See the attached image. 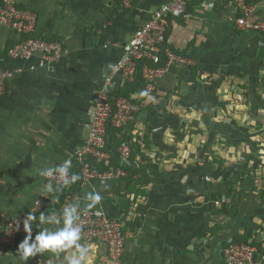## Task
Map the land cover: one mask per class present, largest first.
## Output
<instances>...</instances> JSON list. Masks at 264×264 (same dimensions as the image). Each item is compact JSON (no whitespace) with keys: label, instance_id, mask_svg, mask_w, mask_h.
<instances>
[{"label":"crops","instance_id":"crops-1","mask_svg":"<svg viewBox=\"0 0 264 264\" xmlns=\"http://www.w3.org/2000/svg\"><path fill=\"white\" fill-rule=\"evenodd\" d=\"M12 1L35 14L34 37L63 43V56L50 67L42 65L39 56L8 59L7 50L20 37L0 26V67L18 71L9 81L11 95L0 102V238L8 221L27 216L34 201L45 196L39 191L45 178L37 170L63 163L86 140L98 84L121 59L122 45L151 11L172 0H137L128 11H121L112 0ZM255 3L258 15H264V0ZM233 4V0H190L187 17L172 20L167 47L192 64L173 63L147 104L165 98L194 103L200 98L196 93L203 71L218 64L220 56H228L230 43L246 39L233 25ZM251 50L249 41L245 56ZM113 82L114 90L124 85L120 77ZM143 118L139 115L124 136L139 140ZM168 133L167 123L154 122L148 134L150 146L146 141L143 146L135 144L122 169L124 176L83 186L55 213L76 201L80 209H90L85 195L97 190L102 200L95 208L122 223L123 264H224L223 247L233 239L234 229L205 203L198 215L203 220L188 222L187 179L171 173L183 159L173 157ZM43 227L38 223L33 238ZM80 243L93 246V264L106 263L103 242ZM261 248L264 261V243ZM17 252L0 250V264H66L67 253H43L24 261Z\"/></svg>","mask_w":264,"mask_h":264},{"label":"rangeland","instance_id":"rangeland-1","mask_svg":"<svg viewBox=\"0 0 264 264\" xmlns=\"http://www.w3.org/2000/svg\"><path fill=\"white\" fill-rule=\"evenodd\" d=\"M239 34L246 39L230 43L228 56H220L218 64L203 71L196 102L137 100L139 111L128 124L142 114V134L137 141L124 134L122 138L129 142L130 156L135 144L143 146L146 141L150 146L148 134L154 122L167 123L166 142L173 147V157L183 159L171 173L187 179L188 222L203 220L198 215L205 203L204 207L218 211L233 227L232 240L252 243L260 259L264 243V36ZM249 41L251 54L245 56Z\"/></svg>","mask_w":264,"mask_h":264},{"label":"built area","instance_id":"built-area-1","mask_svg":"<svg viewBox=\"0 0 264 264\" xmlns=\"http://www.w3.org/2000/svg\"><path fill=\"white\" fill-rule=\"evenodd\" d=\"M121 11L133 9L137 0H112ZM190 0H172L151 11L145 21L133 32L122 45V57L101 79L97 87L93 113L88 125V136L83 144L65 161H69L70 175L72 163L79 165L81 186L91 185L96 180L108 181L124 176L122 171L129 163V142L122 141L118 154L120 167L102 173L92 171L90 160L96 164H104L110 160L106 148L107 125L121 129L134 120L139 111L142 96L150 97L156 90L158 80L163 77L173 63L185 65L191 61L173 53L166 44L167 31L175 18L187 17V6ZM233 25L240 32H254L264 36V15H258L257 5L252 0H233ZM0 26L12 30L19 35V40L7 50V58L27 61L39 56L42 65L52 66L63 56V43L60 40H45L34 37L36 16L34 13L17 7L12 0H0ZM140 66V77L143 89L130 98L115 99L114 110L110 102V94L114 92V79L120 77L124 83H132ZM17 70L0 67V102L11 95L9 81ZM59 187L63 181L58 176L45 178V184ZM67 197L63 202L67 201ZM49 204V193L33 203L31 211L37 214L42 207ZM63 204V203H62ZM61 204V205H62ZM21 216L7 222L0 245L13 246L18 235L24 233ZM81 241H101L106 245L105 264H123L125 252V235L119 219L107 216L99 208L80 209ZM224 264H264L257 257V248L250 242L230 240L223 247Z\"/></svg>","mask_w":264,"mask_h":264},{"label":"clouds","instance_id":"clouds-1","mask_svg":"<svg viewBox=\"0 0 264 264\" xmlns=\"http://www.w3.org/2000/svg\"><path fill=\"white\" fill-rule=\"evenodd\" d=\"M70 163L64 161L58 165L44 166L37 170L41 178L58 176L63 184L54 188L52 184H42L39 191L43 193L59 192L79 179L76 174L69 173ZM44 196V195H41ZM45 197V196H44ZM89 203L87 207L95 208L102 200L100 191L93 190L85 195ZM80 201L63 208L60 214L41 212L37 217L32 211L23 220L25 239L19 244L17 254L24 261L43 253H67L66 264H93L94 252L92 245L80 243L82 229L80 227ZM45 225L33 238V223Z\"/></svg>","mask_w":264,"mask_h":264},{"label":"trees","instance_id":"trees-1","mask_svg":"<svg viewBox=\"0 0 264 264\" xmlns=\"http://www.w3.org/2000/svg\"><path fill=\"white\" fill-rule=\"evenodd\" d=\"M254 1L256 2L257 0H254ZM188 9H189V3L187 6V12H188ZM173 53H175L179 56H183L182 54L175 52V51H173ZM142 89H143V80L140 77V66H138L137 74H136V77L134 79V82L124 83L122 88L115 90L114 92H112L110 94V102H111L113 110H114L115 99H117L119 97L130 98L131 95L141 91ZM145 97H146L145 95L142 96L143 99ZM132 126H133V123H130L121 129H117V128L112 127L110 125V123H108L107 131H106V148H105V150L110 154V160L107 163V165H104L102 163L96 164V162L94 160H90L89 163H90V168L92 171L102 173L104 171H113V170L120 167V158H119V154L117 152V149L123 141V138H122L123 134L125 132L131 130ZM71 173L78 175L79 179L76 182L72 183L71 185H69L67 187H63V189L59 192L49 193V204L45 207H42L39 210V212L36 214L37 217L39 216V214L41 212H46L47 214H51L53 212L59 211L61 204L63 203V201L67 197H72L75 194L80 193L82 186H81V180H80V174H79V165L77 164L76 161H74L72 163ZM54 188H56V187H54ZM37 222L33 223V229L36 228V226L38 225ZM25 235H26L25 233L18 235L17 238L15 239L13 246L0 245V250L6 249V250H13V252H16L18 250V246L20 244L19 243V241H20L19 237L25 236ZM244 242H246V241H244Z\"/></svg>","mask_w":264,"mask_h":264}]
</instances>
